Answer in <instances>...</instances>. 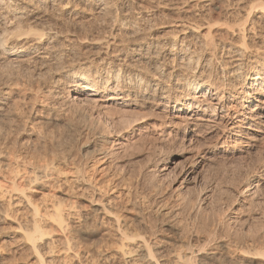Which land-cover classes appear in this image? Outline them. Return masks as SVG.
Returning a JSON list of instances; mask_svg holds the SVG:
<instances>
[{"label":"bare ground","instance_id":"bare-ground-1","mask_svg":"<svg viewBox=\"0 0 264 264\" xmlns=\"http://www.w3.org/2000/svg\"><path fill=\"white\" fill-rule=\"evenodd\" d=\"M223 1L224 0H204L202 7L207 6L206 13H204L207 17H202H206V21L203 20L204 23H202L201 19V23L196 22L197 24H194L188 21V23H186V20H179L176 24L174 23V31H172V28V33L167 39L168 42L165 39L161 43L160 41H150L148 43L144 42V39L141 38L139 40L134 39L126 33H124L125 35L111 33L109 36L107 35L108 37H105V32L103 35L96 32L95 35L92 34L94 37L90 38L92 40L87 44V47L90 48L91 51L95 49V52L93 51L90 55L87 54L82 56V58L71 62L65 69L61 70L66 65L63 67L59 66L60 64L56 59L58 58L60 46L63 47V43L59 45L60 42H58L59 37L62 36L61 32L63 30L61 29L62 31L59 32L58 30L55 31L56 29L52 30L54 27L51 29L49 26L43 27L42 25L40 28L37 26L32 27V22L30 20H36V11L45 8V10L52 9L53 11L74 16V14L77 15L78 12L83 13L84 9L80 5L83 4L105 13L108 11L110 12L113 7V2H111V0H0V57H3L4 60H2L8 65L20 64V66L28 62L48 65L47 63H50V61L53 60L55 62L56 60L57 63H55L58 64L57 66H59V68H56V66L55 69L61 70V73L58 70L52 71V69H49L50 66L48 70L46 68L47 71L51 70V73H53L51 74L53 84L59 85L65 78L71 79L73 86L70 91L74 99L81 103L93 104L98 114L110 116L109 118L114 132L107 133V131L102 128L101 132L98 134L103 142L110 143V151L105 150L104 147L97 148L98 153L94 157L95 162L99 160L102 161L108 154L117 153L136 140L140 141L143 137L145 138L148 136L149 139L150 134H152L161 139L168 138L172 139V141L175 139L185 144V146L187 145V148L194 151V155L198 157L193 163H195L196 166H203L205 160H212L217 154V156L223 157L236 151L249 153L252 149H258L260 143L264 141V0H228L227 3L229 2V5L240 7L245 17L240 18L242 19L241 21L236 18L237 20L233 23L234 25H231L228 20L224 25H219L216 24L218 22L216 17L225 11L226 6L224 4L226 3ZM137 6H139L138 10H143L139 2ZM190 8L188 9L190 10ZM250 15L252 18H249L250 21L247 22ZM133 19L134 18H131L129 21H124L125 19L122 18L121 20L124 23L120 20L121 23L118 21V26L128 28L130 26H136L134 25ZM214 19L216 21L212 22ZM117 20L114 22L117 23ZM99 26L98 28H100ZM213 27H218L223 32V34H220L218 33L219 31L214 30V32L218 33L220 36L226 34L225 37L227 35L229 37V35H231L235 37L236 40L230 41L232 43H229L227 48H225L224 45L221 46L215 39V33L212 32ZM202 29L205 31L202 32ZM69 31L67 33L71 32ZM80 32L79 35L76 33L72 35L68 34L69 36H65L64 33L62 38L68 42H71L73 39L76 40L79 37L83 40L84 38L82 35L80 36V34L84 33ZM132 33L135 32L132 31ZM129 35L132 34L130 33ZM137 36L138 35H136V37ZM249 38L256 39L259 44H249ZM216 48H219L221 52L223 49H226V51L223 52L224 55L222 53V57H220L221 53H219L218 56L216 55ZM164 50H167V56L162 55L163 57L160 58V54ZM99 63L101 65L106 63V67L103 68L99 66ZM13 68L15 67L13 66ZM13 72L11 70V74ZM14 77H16V75ZM25 89L26 91L28 90V88H24V85L22 86V83L20 84L12 81L3 73L0 75L1 118L6 115V113L8 114L10 106L13 108L15 105H18L19 100L16 98L23 97V95L26 94ZM10 111L11 109L9 112ZM90 121L92 123V120ZM88 123L90 122L88 121ZM91 125L93 127L94 124ZM95 125V127L99 128L98 124ZM92 129H94V127ZM156 137L155 139H157ZM141 144L142 142H140V146ZM102 146L104 145L102 144ZM133 147L134 145L132 146V150ZM129 148L131 147L129 146ZM8 150L10 151V149ZM132 150L130 149V151ZM134 150H137V148ZM9 153L10 152L4 153L3 150L0 151V163L6 161L7 164H5L10 165L13 156ZM5 154H8V157ZM195 156H193V158ZM95 162H92L90 165L91 169L96 167L94 166L96 164ZM49 164L45 162V164L39 165L38 167H29L30 172L28 173L31 175H27V182L24 181L22 177L21 180H23L24 183L23 181L19 183L21 180L18 182V173L15 172L16 170L13 171L11 169H9V172H11V174L13 173L11 180L8 177L7 178L10 180L9 182L5 179L6 182L10 183L9 187L12 188L10 191H13V195L16 196V202L14 204H23L28 211L27 219L24 221L23 226L19 225L18 231L22 235L23 241L33 250V254L39 264L47 263L39 256L38 249L42 241H45L46 234L50 232H47L48 228L61 237L62 244L64 243L62 246L63 250L66 251L70 249L67 236L71 228L68 226L69 223H67V220L69 219V215L74 217L75 214L79 222L85 221L87 217L90 216L95 218L99 216L101 220L105 219L106 226L105 224L103 225L105 231L103 232L113 237V243H111V245L113 244L114 246L112 254L111 252V255L108 253L105 258L112 256L114 260L123 259L133 252H135L133 253L135 258L132 260H140V263L143 262L145 264H201L202 260L204 262L205 260L214 259L215 257L218 258L219 256H221V259H234L235 262L239 261V263H243L244 260L256 258L254 255H249L250 251L246 250L245 245L237 241H231L229 236V241L216 242V246L213 244L214 247H208L209 244L206 245L203 243L204 240L201 238L198 239L196 238L197 236L194 237L190 234L183 240L182 237L185 226L183 227L181 223L174 224L168 222L165 226L170 228L172 234L170 237L165 236L164 241H167L166 243L169 244V246L170 244L173 245L174 248H172L173 252H171L172 250L170 251V255L165 254L166 256H170H167L169 259L166 258L167 260L161 262L159 260L160 254L157 256L158 254H156L157 251L155 248H160V246H162L161 243L164 241H160L159 239V242H155L153 240L155 231L143 232L145 231L143 230L139 233L135 232V228L137 227H135V225L144 219V214H141L142 212L140 213L138 210L135 211L137 207L135 206L136 204L132 202L134 200L131 201L135 204H132V209H134L133 214L132 212L129 213L119 210L116 207L117 205L113 206L111 204V198L114 196H110L111 198L106 197L108 194L106 192L108 190V188H106L108 184L105 182V184L97 186L95 181H97L98 178L100 179L101 176L96 178L94 176L92 177V174L86 175V173H83L86 172L82 170L83 167H81V169L79 168L80 164L78 165L79 167L75 164L76 167H71L72 172L71 170L69 171L73 173L71 179H73L80 190V195L78 197L81 198L84 196L82 198L90 207L91 212L84 214L79 212V210L76 211L78 208L76 206L77 209L75 210L74 203H72L74 198L70 201L73 205L68 203V206H62L64 196L55 198L56 200L53 201L51 200L49 205L42 206L41 212L38 205L36 206L32 203L27 189H30V183L33 182L41 186L45 184L52 172L50 170L53 169L54 166L56 167V165H51L53 162ZM153 166L151 167V165H148L145 169V173H142H144L146 177L155 176L154 174L156 172L154 171H156V169ZM165 166H162L159 170L161 174L165 173L163 172L167 169ZM60 171L59 173H61ZM192 171L193 169L190 168L185 172L184 176H186L185 181H187V184L192 182L196 183L194 180L196 177H192L193 179L189 177ZM102 185H105L107 189L104 191V193H107L106 195L104 194L105 196L103 192L100 193L99 190ZM113 189L114 188L108 191H112V194ZM250 190V188H245L238 193L247 197L253 193ZM7 191L9 192V190ZM192 200L190 199V201ZM163 204H165V202ZM199 210H197V212ZM168 214L167 211L163 213L160 212L159 216L164 218L167 217ZM155 215L158 216L156 213ZM178 222L179 221H177V223ZM73 226L77 225H72V227ZM149 226H151V224H149ZM77 228L78 227H75V230ZM147 229L148 227L146 230ZM157 238L160 237L157 236ZM194 238L197 240V242H194L198 243L195 247L191 246V241L194 240ZM214 238H216V236ZM206 240L207 239H205V241ZM176 244L178 246H176ZM45 247L46 252H44L48 254V256L54 252L50 245L48 246V242L45 243ZM106 250L107 249H105V251ZM217 250L221 251L218 253ZM97 252L99 253L101 251ZM123 261L125 260L121 261L123 264L127 263Z\"/></svg>","mask_w":264,"mask_h":264},{"label":"rangeland","instance_id":"rangeland-1","mask_svg":"<svg viewBox=\"0 0 264 264\" xmlns=\"http://www.w3.org/2000/svg\"><path fill=\"white\" fill-rule=\"evenodd\" d=\"M203 1L204 0H111V2H113V7L110 12L108 11L109 13L105 12V14L94 8L80 4L84 11L83 13L78 12L79 14L77 13V15L74 14V16L53 11L52 9L45 10V8H41L36 11V20L30 21L32 22V27L37 26L40 28L42 25L43 27L49 26L51 29L54 27L52 30L56 29L55 31L58 30L59 32L63 30L61 32L62 36L64 33L65 36L76 33L79 35L80 31V33H84L80 34V36H83L85 42L80 39V37L76 40H71V42L66 41L62 36L59 37V45H62L63 43V47L60 46V53L58 52V58L56 60L60 64L59 66L63 67L66 65L61 69L63 70L71 62L82 58L84 55H90L93 51L95 52V49H92L91 51V49L87 47V44H89L88 42H91L92 39L90 38H93L94 36H92V34L95 35L96 32L102 35L105 32V37H108L111 33L117 35H125L124 33H126L128 36L137 40L141 38L144 39V42L149 43L150 41H160L161 43L165 39L167 41L169 35L174 31L173 27L179 20H186V23L191 22L194 24H197L198 22L204 23L203 20L207 17L206 14H204L206 13L207 6L202 7ZM227 1L228 0L223 1L226 3L224 4L226 6L225 11L216 17L218 22L223 21L221 23L217 22L216 24L224 25L228 20L231 25H234L233 23H235L237 19L241 21L242 19L240 18L245 17V14L240 7L229 5V2L227 3ZM138 2L143 10H138ZM186 8H190V10H187ZM121 17L125 19L124 21H129L131 18H134V25L136 26H130L129 28L118 26V23H121L122 21ZM249 18H252L251 15L248 17L247 22L250 21ZM116 20L117 23L114 22ZM216 20L214 19L212 22H215ZM98 26L100 28H98ZM218 27H213L212 32L216 30L219 31L218 33L223 34ZM172 28L173 30L171 31ZM202 30V32L205 31L204 29ZM68 31L70 33H67ZM132 31L135 33H132ZM130 33L132 35H129ZM214 33L218 44H221V46L224 45L225 48L228 47L229 43H232L230 41L236 40L235 37L231 35L225 37L226 34L220 36L218 33ZM136 35L138 36L136 37ZM249 40V44H259L256 39L249 38ZM166 51L167 50H164L163 52L161 51L160 58L166 55ZM219 51V48H216L215 53L217 56L221 53L220 57H222L224 55L223 52H225L226 49H223L222 52ZM2 59L4 60L3 57H0V73L2 72L7 75L14 82L22 83L24 88H28V92L25 89L26 94H24L23 97L21 96L22 98H16L19 100L18 105H15L13 108L10 106L11 111L9 112V109L8 114L6 113L2 118L0 117V151L3 150L4 153L10 152L11 156H13L10 165H6V161L0 163V264H39L33 254V250H31L25 241H23L22 235L18 231L19 225H24V221L28 216V211L23 204H14L16 202V196L13 195V191H10L12 188L9 187L10 183L8 182L11 180L13 174L9 172V169L13 171L16 170L15 172L18 173L17 175L19 176L18 182L22 177L23 180L27 182V177L31 175L28 173L30 172V168L38 167L39 165L45 164V162H47V164L53 162L51 165H56V167H58L56 168L54 166L53 169L50 170L52 172L50 173L48 180L45 182V186L33 182L30 183L32 188L30 187V189H27V193L31 198L32 203L36 206L38 205L41 212L45 205L51 203V200H56L55 198L61 196H64L65 198H63L62 206L66 207L68 206V203H74V209L76 210L78 208L76 211L79 210V212L84 214L91 212L90 207L82 198L84 196L81 198L78 197L80 195V190L74 183L73 179H71V177H73L71 167L74 168L76 165L79 167L78 165L80 164L79 168L81 169V167H83L82 170L86 171L83 173H86V175L92 174V177L94 176L96 178L101 176L100 179L98 178L97 181H95L97 186L105 184L106 182V184H108V187L106 188H108L109 191L114 188L112 194V191L109 192L105 188V185H102L103 188L100 187L102 190L99 189L100 193L103 192V195L108 193L106 197L114 196L113 198L110 197L113 206L117 205L116 207L119 210L129 213L132 212L133 214L134 209H132V204H136H134L137 207L135 211L138 210L140 213L142 212L141 214H144V219L135 225V227L137 226L136 228L134 227L135 232L139 233L143 230H145L143 232L155 231V237L153 240L159 242V239L160 241H164L165 236L170 237L172 234L170 228L165 226L168 222L174 224L181 223L183 227L185 226L182 237L183 240H185V237L190 234L194 237L197 236L196 238L198 239L201 238L204 240L203 243L206 245L209 244L208 247H212L213 244L216 246L215 244L222 241H229V236L231 241L242 243L246 246V250L250 251L249 255H254L256 257L254 259L244 260L243 263H239V261L235 262L234 259H221V256H219L218 258L215 257L214 259H208L204 262L202 260L201 264H264V141L260 143L258 149H252L249 153L236 151L223 157L217 156V154L212 160H205L203 166H196L193 162H195L198 157L197 155H194V151L187 148V145L185 146V144L175 139V141L168 138L161 139L150 134L149 139L148 136H146L147 139L146 137H143L140 141L136 140L137 142L135 141L130 144L129 146L131 148H129V146L125 147L127 151L124 148L119 151L120 153L108 154L103 160L101 159L102 161L99 160L98 162H95L94 157L97 155L100 147H104L105 150L110 151V143L103 142L100 135H98L102 128L107 131V133L114 132V129L111 126L110 116H106V114H98L93 107V104L81 103L74 99L73 94L70 91L73 86L71 79L65 78L59 85L53 84L51 78V74L53 73L51 72L57 70L59 72L61 71L55 69L58 65L56 64V60V63L53 60L50 61V63L54 65L50 63H47L48 65H42L28 62L21 64L20 66V64L8 65L6 62L4 63ZM105 64L106 63H103L101 65L99 63V66L105 68ZM13 66L15 68H13ZM49 66V69H52V71H47ZM59 66L56 68H59ZM11 70L12 72L14 70L12 74ZM13 74L14 76L16 75V77H14ZM90 120H92V123ZM88 121L91 124H94V129H92L93 127ZM95 124H98L99 128L95 127ZM155 137L158 140L155 139ZM140 142H142L141 146ZM102 144L104 146H102ZM131 145H134L133 150ZM136 148L137 150H134ZM8 149H10V151ZM130 149L132 151H130ZM5 155L8 157V154ZM192 155L195 157L193 158ZM92 162L96 163L94 165L96 167L94 168L97 170L94 168L91 169L90 165ZM148 165H151V167L154 165L153 167L156 169V171H154L156 172L154 174L155 176L146 177L144 175L145 169ZM162 166L167 168L163 171L165 172L164 174H161V171H159ZM190 168L193 169V171L189 177H196L194 179L196 183L192 182L187 184V181H185L186 176L184 175L186 170H189ZM69 170H71V172ZM59 171L61 173H59ZM53 174L57 176L55 177ZM7 177L10 178V180ZM5 179L8 180V182H6ZM23 180L19 183H22ZM245 188H250V191L253 192L251 195H253L245 197L238 193ZM105 189L107 190V193H104ZM7 190H9V192ZM72 198H74L73 202L70 203ZM190 199L193 200L190 201ZM129 201L134 203H130ZM164 202L166 205L163 204ZM197 210L199 211L197 212ZM162 211H167V214L169 213L167 217H164L165 219L159 216L160 212L163 213ZM155 213L158 214V216L155 215ZM76 216V214L74 217L69 215V219L67 220V223H69L68 226L71 228V231L67 236L70 245L69 250H63L62 246L64 243L62 244L61 237L55 234V232H52L50 228L47 229V232H50L46 234L45 241H42L41 244L42 247L40 246L38 249L39 256L47 262L46 264H123L121 262L122 260H125L123 262H127L126 264H145L143 262L140 263V260H134L135 262L132 260L135 258V256H133V253L135 252L126 256V258H121L122 260H114L112 259V256L105 258L108 253L109 255L112 254L114 247L113 244L111 245V243H113V237L104 233L103 225L105 224L106 226L105 219L101 220L99 216H96L97 218L90 216L91 218L87 217L85 221L79 222L77 221ZM164 220H167L166 224ZM177 221L179 222L177 223ZM71 224L77 226L72 227ZM149 224H151V226H149ZM75 227L78 228L75 230ZM147 227L148 229L146 230ZM157 236L160 238H157ZM215 236L216 238H214ZM196 238L191 241V246L195 247V245L198 244L196 243ZM235 238L238 239L236 240ZM205 239L207 240L205 241ZM46 242H48V246L50 245L54 251L49 256L48 254H45ZM166 242L164 241L161 243L162 246H160V248H155L157 251L156 254H158L157 256L160 254L159 260L161 262L169 259V255L173 252V245L170 244L169 246ZM256 244L260 246L258 247ZM176 246L178 245L176 244ZM105 249L107 250L105 251ZM97 251L101 252L98 253ZM217 251L219 253L221 250ZM165 254H169L167 255L168 257Z\"/></svg>","mask_w":264,"mask_h":264}]
</instances>
